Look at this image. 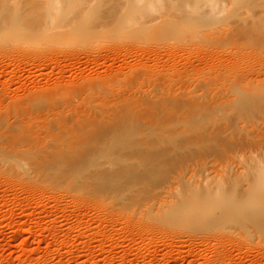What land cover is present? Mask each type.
Masks as SVG:
<instances>
[{
  "label": "rangeland",
  "instance_id": "1",
  "mask_svg": "<svg viewBox=\"0 0 264 264\" xmlns=\"http://www.w3.org/2000/svg\"><path fill=\"white\" fill-rule=\"evenodd\" d=\"M0 115V264H264V0H0Z\"/></svg>",
  "mask_w": 264,
  "mask_h": 264
},
{
  "label": "bare ground",
  "instance_id": "2",
  "mask_svg": "<svg viewBox=\"0 0 264 264\" xmlns=\"http://www.w3.org/2000/svg\"><path fill=\"white\" fill-rule=\"evenodd\" d=\"M39 31L34 32L33 34H37ZM235 84H239L240 83V78H237L236 80L233 81ZM247 92V91H243L242 93ZM241 93V94H242ZM6 117L8 118V116L6 115ZM5 115H0V122H2V127L5 125ZM16 120L7 123L9 126V132L10 135L9 136H3L0 137V145L6 143V140H8L9 145L12 146L13 148L21 145V144H26V148H24V150H28L29 147H36L39 142H41L43 139L45 140L46 136L51 135V131L50 129L52 128V126H62L59 128H64L65 127V120L59 118V117H53L52 118V124H46V125H40L38 123H36L34 125L35 127V133L33 132V130L30 128V126L27 127H23L21 126V123H18L14 126ZM40 128H45L46 130H48L47 134L42 135L40 132H38L37 130ZM192 128V124L191 125H186L185 129H191ZM34 133V134H32ZM29 146V147H27ZM66 147L68 148L69 146L66 145ZM67 148H62V149H67ZM3 149V148H1ZM14 150V149H13ZM8 151H12V150H8ZM5 155V154H4ZM4 155L2 156V159L4 158ZM253 194L255 197H259L262 198L264 196L263 193L258 192V191H253ZM197 199H192V201H196ZM185 205L188 206L187 203H185Z\"/></svg>",
  "mask_w": 264,
  "mask_h": 264
}]
</instances>
